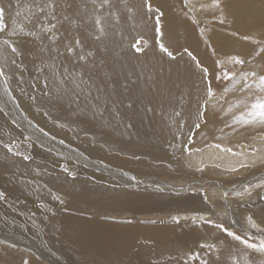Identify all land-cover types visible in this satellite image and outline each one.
I'll return each instance as SVG.
<instances>
[{"label": "bare ground", "instance_id": "6f19581e", "mask_svg": "<svg viewBox=\"0 0 264 264\" xmlns=\"http://www.w3.org/2000/svg\"><path fill=\"white\" fill-rule=\"evenodd\" d=\"M37 3L43 6L45 0H0L6 8L3 15L22 25L32 14L51 20L47 8L37 12ZM58 3L52 21L59 22L57 35L71 36L73 42L78 36L84 51L94 53L97 66L104 60L107 67L99 70L105 75L110 70L115 91H97L103 85L94 69L88 73V98L103 111L85 107L86 91L81 90L78 108L68 98L44 96L42 79H33L39 74L31 55L16 58L24 65L17 70L7 66V53L0 54V66L8 73L0 77V192L7 197L0 200V241L5 242L0 243V264H22L25 259L29 264H201L209 255H219L220 264H264V254L192 219L204 215L223 219L226 226L231 221L232 230L257 245L264 236V189H254L251 196L232 195L233 190L243 191L245 183L264 180V125L236 124L234 131L221 122L223 115L213 118L210 111L215 105L219 113L242 100L233 109L239 115L255 97L239 91L224 95L204 108L206 127L194 134L187 126L178 127L195 121L197 107L204 103L201 69L183 49L193 51L208 68L236 54L248 59L249 67L264 64L260 57L244 55L264 33V0H219V8L212 7L213 0H109L103 7L102 0ZM157 8L163 13L159 34ZM97 16L104 36L95 26ZM137 41L140 53L130 47ZM157 41L176 59L162 53ZM104 44L110 53L103 51ZM221 90L214 88L217 97ZM61 104L62 109L57 106ZM146 107L155 111L145 113ZM41 108L51 115L45 116ZM117 110L121 115H115ZM5 143L32 159L6 154ZM61 164L76 175L67 176ZM131 176L142 181L132 187L136 181L130 182ZM157 184L163 192L157 191ZM197 187L201 191H194ZM84 188L87 194H81ZM50 190L58 191L66 203L54 201ZM178 214L184 221L172 219ZM203 243L215 248L202 249Z\"/></svg>", "mask_w": 264, "mask_h": 264}, {"label": "snow or ice", "instance_id": "6c2138e0", "mask_svg": "<svg viewBox=\"0 0 264 264\" xmlns=\"http://www.w3.org/2000/svg\"><path fill=\"white\" fill-rule=\"evenodd\" d=\"M95 4V0H92ZM109 0H102V3L99 5L103 7L107 5ZM11 6V4H9ZM58 0H45L43 6L39 3L35 5L38 13L43 14L44 9L47 8L48 16H51V20L47 19V17L41 15L37 16L32 14L26 17L27 25H22L17 22V19L12 17H6L3 15L6 8L3 5H0V54L7 53L6 64L8 67H14L19 70L24 65L22 63H17V57L26 58L28 55L33 57L32 63L39 74L36 77H33L34 80L42 79L44 83V89L41 91L44 93L45 97L52 96L54 100H61L64 98H68V102L70 104H76L79 108L80 104V92L86 91L85 99L87 100V104L85 107H89L90 110L103 111L98 107L96 103H92V100L88 97L91 96L92 88L86 87L89 81L92 79L91 76H88V73L97 70V76L101 80L103 87L98 88L97 91L107 92L108 89H112L115 91V81H112L110 70L108 73L102 74L99 69L107 67L106 62L104 60L100 61L99 66L96 63V57L92 51L85 52L83 43L81 39L77 36L74 39L71 36L65 39V34L61 33L57 35L59 32L58 23H52L57 18L53 14V11L59 7ZM17 7L19 5L17 4ZM65 7H70V5H65ZM202 7H206L202 5ZM212 7L219 8L220 3L219 0H213ZM149 11H151V5H148ZM158 13L156 17V32L160 33V18L163 16V13L160 12L159 8L156 9ZM16 16H20V12L17 11ZM63 19L65 21L69 20L68 16H64ZM101 17H95V26L100 29V36H104L105 29L101 27ZM11 22V27H9L8 21ZM223 24V20L220 21ZM30 25L31 27H28ZM262 38L258 41H255L254 48L249 52L245 53V56H250L252 59H256L260 57L264 59V33L261 34ZM99 39V37H97ZM245 40L249 39L248 35L244 36ZM26 42L31 43L32 47H26ZM157 44L160 48V51L164 53L171 60H175L174 52L169 50L163 43L157 41ZM135 52L140 53L143 49L140 47V41L133 43L130 45ZM79 49V51H77ZM103 51H108L110 53V49L107 44L103 45ZM183 52L191 59V61L195 62V66L201 69V83L203 84V97L204 103L202 105H198L196 113H195V121L191 124H179L178 127L187 126L190 129L191 133H195L196 131L201 130L203 127H206V123H202V121H206L208 118V111H205L204 108L211 104L213 100H218L223 98L224 95L239 91L242 95L248 94L255 97L254 102L250 104V107H246L244 111H241L239 115L233 113L234 108H238V104L242 103V100H238L237 104H230L226 109H221L219 113L215 111V105L210 109L212 113V117L215 118L218 115H223L224 120L221 121L225 124L226 127L232 126L235 131L236 124L249 125L254 123H260L264 125V71H261V68H264V64H257L255 67H249V60L242 58L240 54L231 55L227 60H215L214 64L211 68L205 67L202 65V62L197 58V55L190 51L189 48L185 47ZM89 58H92L91 60ZM231 65V67H229ZM48 74H45V73ZM7 71L5 67L0 66V77H6ZM21 78L23 77V73H20ZM87 77V78H86ZM213 81H223L227 82L226 85H214ZM71 85V87H69ZM32 88L38 87L37 84L32 83ZM215 87H220L221 93L220 96L217 97L216 92L214 91ZM10 85L5 80V91H8ZM53 93L55 95L53 96ZM73 93H75L73 95ZM31 100L36 101L35 96L30 97ZM149 104L153 103L151 100L148 101ZM61 109L63 105H57ZM134 107L133 103L128 104V108L132 109ZM45 116H50L51 114L44 110ZM155 107L145 108V113L154 112ZM246 112V115H245ZM231 115V125L229 124L228 114ZM115 115H121L119 110L115 112ZM177 116L180 113L176 114ZM61 119V117H56L52 120L54 125H57V122ZM63 127V125H59ZM127 127H131L128 125ZM45 136L49 133L45 132L43 127L39 129ZM193 134L187 135V140L191 141L193 139ZM55 135L52 136V139H55ZM173 139H176V135L174 134ZM61 144L64 143L63 140L60 141ZM181 145L184 151L188 150V146L183 143L181 140ZM173 147L175 145H172ZM217 148H220L221 145L217 144ZM3 148L6 150V154H11L12 156H22L23 160L30 161L32 157L27 154H23L21 152L13 151V147L11 143H5ZM223 151L231 152V148H224ZM139 159V157H137ZM59 167L63 170V172L69 176L73 177L76 175V172L70 170L67 166L61 164ZM242 167H246V165H242ZM125 176L128 173H124ZM131 181H136L135 184H131L132 187H136L140 181L136 180L135 176H131L129 178ZM231 183V182H229ZM152 185H149L151 187ZM243 191H235L233 190V197H243L245 195L251 196L253 189H264V180H262L259 184H243ZM89 190L84 188L81 189V194H87ZM157 191L163 192V188H161L157 184ZM194 191H201L200 187L194 189ZM49 194L51 195L54 201L59 202L60 205H64L66 203L64 196L60 195L59 192H53L50 190ZM73 194V193H69ZM228 192L225 191L224 197L227 198ZM7 197L3 192H0V200H6ZM205 199L207 197L205 196ZM260 199L264 200V196H260ZM43 206V205H42ZM47 211L52 212L51 208H48ZM174 221L178 222V217H172ZM187 219V218H185ZM193 222L197 220L203 225H211L215 229L219 230V232L225 234L226 237L231 238L234 241H238L247 248L256 250L261 254H264V236L261 237L259 244L250 243L248 239H246L242 235H238L236 231L232 230V222L229 221L226 223L223 219L219 222L213 220L210 217H205L204 215L193 216ZM248 221L252 220L251 215L247 217ZM155 223V221H152ZM163 222V221H161ZM238 223V222H237ZM252 227H256L254 223L251 225ZM0 243H5L4 241H0ZM6 247L14 248V244H6ZM200 247L207 249H214L215 245L210 243H203ZM22 264H29V260H23ZM201 264H220V257L217 255L215 258L209 255L206 259L201 261Z\"/></svg>", "mask_w": 264, "mask_h": 264}, {"label": "rangeland", "instance_id": "374dc122", "mask_svg": "<svg viewBox=\"0 0 264 264\" xmlns=\"http://www.w3.org/2000/svg\"><path fill=\"white\" fill-rule=\"evenodd\" d=\"M212 60H214V57L212 56ZM214 64V63H213ZM219 81H216V83H218ZM139 181H142V180H139ZM145 181V180H144ZM185 188H187V187H185ZM181 190V189H180ZM179 190V191H180ZM174 193H177V192H175L174 190H172ZM252 191H254V189L252 190ZM179 216H178V219L180 220V221H184V220H182L183 218H182V216H180V214H178ZM184 216V215H183ZM185 218H187V219H191V217H185ZM213 220H215V219H213Z\"/></svg>", "mask_w": 264, "mask_h": 264}]
</instances>
